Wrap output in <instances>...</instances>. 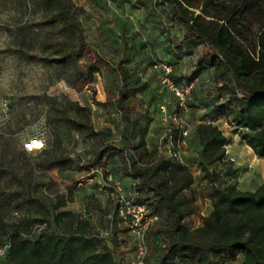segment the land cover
I'll use <instances>...</instances> for the list:
<instances>
[{
  "label": "trees",
  "instance_id": "obj_1",
  "mask_svg": "<svg viewBox=\"0 0 264 264\" xmlns=\"http://www.w3.org/2000/svg\"><path fill=\"white\" fill-rule=\"evenodd\" d=\"M160 0L168 6L170 27L181 30L178 51L198 45L205 51L198 57L195 69L181 75L178 83L171 69L169 79L176 85L195 84L197 69H209L212 87L208 98L224 99L216 117L200 123L193 130L199 141L200 155L196 164L207 182L199 190L202 200H209L212 210L201 219V225L187 231L186 219L197 213L194 200L170 184L190 189L194 180L183 163L162 156L158 144L147 148L141 135L132 150L105 144L96 130L90 111L78 101L66 97L43 95L48 107L47 125L63 126L93 142L94 156L85 162L91 172L97 164L114 157L125 177L132 179L126 194L149 207L158 220L150 228V240H159L156 261L148 255L147 264H218L236 261L240 264H264V183L254 191L237 186L238 172L226 159L229 138L214 124L225 117L240 131V138L258 158H264V0ZM40 21L34 33L38 46L28 41V26L19 29L16 54L35 63L54 65L59 79L69 88L81 92L90 88L95 74H114L117 86L108 92L106 104L116 106L123 122V136L128 138L134 124L147 119L140 111L141 100L132 86V69L127 62V42L122 58L112 63L102 56L88 39L81 17L86 11L72 0H32ZM37 41V40H36ZM197 68V69H196ZM192 87L190 90L193 91ZM178 137L179 130L170 131ZM55 143L60 147L58 134ZM104 143V144H103ZM75 160L63 154L49 158L48 169L72 170ZM93 177V176H91ZM76 183L66 187V195L57 194L56 202L20 190H5L0 185V247L9 248L0 264H130L116 254L115 247L104 243L103 234L95 233L91 220L63 210L75 201ZM115 185L113 186L114 190ZM90 203L96 202L89 196ZM115 203V202H114ZM117 207V205L115 204ZM44 228L41 231L37 227ZM53 226L61 232H52ZM113 228L110 226L109 234Z\"/></svg>",
  "mask_w": 264,
  "mask_h": 264
},
{
  "label": "rangeland",
  "instance_id": "obj_2",
  "mask_svg": "<svg viewBox=\"0 0 264 264\" xmlns=\"http://www.w3.org/2000/svg\"><path fill=\"white\" fill-rule=\"evenodd\" d=\"M159 1L72 0L75 6L85 9L86 14L80 18L85 33L102 56L117 63L125 50L124 42H127L131 84L141 100L139 110L147 112V119L136 122L125 138V125L116 106L106 104L109 90L117 86L116 76L95 74L91 87L77 92L59 79V70L54 65L35 63L18 56L15 50L21 42L17 35L22 26L32 30L28 33V41L34 46L39 45L41 40L34 29L40 21V13L35 12L32 0H0V185L5 190L25 191L50 203L56 202L58 193L66 195V187L76 183L75 201L63 210L91 220L95 233L103 234L105 244L115 247L112 240L116 241V254L126 263L134 257L136 246L126 225L122 223L117 227L116 223L121 217L110 193L118 184H111L109 177L117 171V159L111 157L97 164L91 172L84 170L85 162L94 156L93 142L60 125L53 131L47 125L48 107L41 98L48 95L78 101L90 111L94 127L102 133L104 143L128 151L141 135L152 146L158 144L165 133L189 126L181 156L183 161L187 156L196 160L200 155V144L193 137V130L200 123L217 118V107L224 99L208 98L207 92L212 87L211 70L196 68L198 74L194 90L187 97V111L179 113L175 96L162 83L166 75L164 67L174 71L178 83L181 75L192 73L205 48L195 45L189 51L185 49L175 55L182 32L170 27L168 6L159 5ZM161 106L165 107L166 114L162 113ZM177 113L179 117H176ZM220 119L221 130L237 144L233 163L241 180L236 183L243 190L253 189L264 182V159H259L246 147L239 131L230 126L225 117ZM55 134H58L60 147L55 143ZM59 154L75 160V167L69 171L48 169L49 158ZM195 168H188L194 180L190 189H183L181 184L169 185L171 189H180L181 194L197 205V213L186 224L188 229L199 227L201 219L212 210L211 202L199 197V190L207 182L201 171L198 173L199 167ZM89 196H94L96 202L91 204ZM110 226L112 235H108ZM52 232L61 231L53 226ZM149 242V256L155 262L160 241ZM241 261L242 254H239L234 262L218 264H240Z\"/></svg>",
  "mask_w": 264,
  "mask_h": 264
},
{
  "label": "built area",
  "instance_id": "obj_3",
  "mask_svg": "<svg viewBox=\"0 0 264 264\" xmlns=\"http://www.w3.org/2000/svg\"><path fill=\"white\" fill-rule=\"evenodd\" d=\"M165 77L162 83L168 87V89L173 93L177 100L179 113L187 111V97L190 93L193 84L178 86L173 83L168 74L171 69L164 67ZM163 114H166V109L164 106L160 107ZM177 113L176 117L180 114ZM167 117H164L166 120ZM179 130L178 137H174L172 132L165 133L158 142V150L162 156L173 161L183 163L181 148L184 145L185 139L188 137L190 132L189 126H180L177 128ZM239 132L242 129L238 130ZM226 149V147H225ZM226 149V154H227ZM112 199L117 205L118 211L126 219L127 228L129 230L130 236L133 238L136 246V251L130 264H147L146 260L149 255L147 236L150 228L158 220L157 217L152 216L148 206L144 204H139L134 201L135 194H126L120 185H115L114 190L110 193ZM44 228L37 227L35 230L41 231ZM9 244L0 247V259L6 254L9 248Z\"/></svg>",
  "mask_w": 264,
  "mask_h": 264
},
{
  "label": "crops",
  "instance_id": "obj_4",
  "mask_svg": "<svg viewBox=\"0 0 264 264\" xmlns=\"http://www.w3.org/2000/svg\"><path fill=\"white\" fill-rule=\"evenodd\" d=\"M219 123H222V120L219 118V120H217L216 122H214V124H217L218 125V127L220 128V125H219ZM221 129V128H220ZM186 141H187V139H185V142H184V144L186 143ZM146 143H147V148L149 149V150H151L155 145H152L151 146V144H149L147 141H146ZM188 143H190L189 142V140H188ZM157 145V144H156ZM246 145V144H245ZM236 146H237V144L236 143H232L231 141H230V139H229V144L226 146V149H227V154H226V159L227 160H230V161H232V162H234V159H233V156H234V154H235V150H236ZM246 147H248L247 145H246ZM249 148V147H248ZM189 159V157L187 156V157H185L184 158V161H183V165H186L188 168L189 167H191V166H194V167H198L196 164H194V162H192V160H188ZM259 159H264V158H259ZM116 168H117V171H116V173H112L111 174V176L109 177V180L111 181V184H113V183H116V184H118V185H120L121 187H123V189L125 190V191H130V189H131V187H132V179L131 178H129V177H125L123 174H122V172H120L119 171V169H118V166H116ZM195 168V169H196ZM197 171H198V173H200V169H197ZM238 180H241V177H240V174L238 175V177H237V181ZM264 183V182H263ZM263 183H260V184H258L255 188H253V189H241L238 185V188L240 189V190H242V191H254V190H256L261 184H263ZM118 214H119V217H121V218H119L118 220H117V227H119V226H122V223H124L125 225H126V227H127V224H126V219L120 214V212H118ZM192 217V216H191ZM190 218V217H189ZM189 218L188 219H186V221H185V225L187 224L188 225V222H190V220H189ZM124 220V221H123ZM198 228V227H197ZM192 230H194V229H188L187 228V231H192Z\"/></svg>",
  "mask_w": 264,
  "mask_h": 264
}]
</instances>
